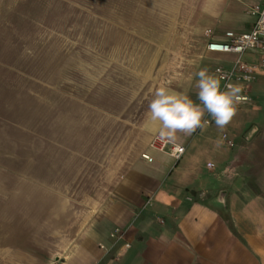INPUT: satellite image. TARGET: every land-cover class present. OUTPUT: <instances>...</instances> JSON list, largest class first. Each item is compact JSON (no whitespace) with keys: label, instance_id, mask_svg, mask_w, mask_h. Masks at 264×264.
I'll return each mask as SVG.
<instances>
[{"label":"rangeland","instance_id":"rangeland-1","mask_svg":"<svg viewBox=\"0 0 264 264\" xmlns=\"http://www.w3.org/2000/svg\"><path fill=\"white\" fill-rule=\"evenodd\" d=\"M197 15L198 0H0V244L51 242L113 197L155 91L197 81Z\"/></svg>","mask_w":264,"mask_h":264},{"label":"crops","instance_id":"crops-1","mask_svg":"<svg viewBox=\"0 0 264 264\" xmlns=\"http://www.w3.org/2000/svg\"><path fill=\"white\" fill-rule=\"evenodd\" d=\"M261 4L264 0H198L202 52L196 72L206 68L216 75L218 66L233 64L236 55L210 52L207 46L212 39H225L229 31L250 32L256 17L249 9ZM246 58L258 61L252 53ZM195 85L184 83L170 91L199 103ZM249 96L252 103L239 108L225 129L212 120L190 135L178 133L172 142L186 147L178 162L151 148L160 123L148 118L142 148L111 199L95 213L88 211L83 220L73 217L69 228L54 231L51 242L36 239L31 247L0 244V264H56L58 258L96 264L104 255L99 244L112 245L110 234L118 227L126 229L131 248L108 264H264V72Z\"/></svg>","mask_w":264,"mask_h":264},{"label":"clouds","instance_id":"clouds-1","mask_svg":"<svg viewBox=\"0 0 264 264\" xmlns=\"http://www.w3.org/2000/svg\"><path fill=\"white\" fill-rule=\"evenodd\" d=\"M198 77L197 103L190 96L159 87L148 104V116L152 121H159V139L162 142L176 140L178 133L190 135L197 129L205 128L209 121L205 114L214 120L221 130L237 115L239 104L246 99L241 95L243 86L229 83L221 87V79L202 68Z\"/></svg>","mask_w":264,"mask_h":264},{"label":"built area","instance_id":"built-area-1","mask_svg":"<svg viewBox=\"0 0 264 264\" xmlns=\"http://www.w3.org/2000/svg\"><path fill=\"white\" fill-rule=\"evenodd\" d=\"M249 13L256 17L255 24L250 32L237 34L229 31L225 33V39H212L207 46L210 52L236 55L235 61L230 67L218 66L215 69V73L221 79L222 89L229 83L243 86L244 90L241 95L245 96L246 99L239 104L238 109L246 104L252 103L249 91L257 76L264 72V4L251 6ZM206 34L212 36L213 32L208 30ZM249 53L257 55L258 61H248L246 55ZM205 119L208 120L209 123L212 121L209 115ZM224 138L227 139V134H224ZM228 144L230 146L234 145L232 141H228ZM151 148L171 156L177 162L180 161L186 152L185 146L172 141L162 142L159 139V135H155L152 138ZM142 157L149 162L153 161V158L149 154H143ZM209 166L211 167L213 164ZM126 233V229L118 227L110 234L112 245L108 246L104 243L99 244V247L104 251V255L96 264H108V261L116 262L121 260L123 250L131 248V244L126 241ZM119 243H122L121 247L114 251V248ZM56 264L70 263L66 262L64 259L58 258Z\"/></svg>","mask_w":264,"mask_h":264},{"label":"water","instance_id":"water-1","mask_svg":"<svg viewBox=\"0 0 264 264\" xmlns=\"http://www.w3.org/2000/svg\"><path fill=\"white\" fill-rule=\"evenodd\" d=\"M256 130H257V127H254L251 131H250V133H249V135L247 136V138L249 139L255 132H256Z\"/></svg>","mask_w":264,"mask_h":264}]
</instances>
